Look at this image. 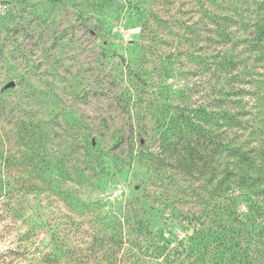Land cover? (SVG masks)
<instances>
[{
    "label": "rangeland",
    "instance_id": "1",
    "mask_svg": "<svg viewBox=\"0 0 264 264\" xmlns=\"http://www.w3.org/2000/svg\"><path fill=\"white\" fill-rule=\"evenodd\" d=\"M240 152L263 170L264 0H0V264H241Z\"/></svg>",
    "mask_w": 264,
    "mask_h": 264
},
{
    "label": "trees",
    "instance_id": "2",
    "mask_svg": "<svg viewBox=\"0 0 264 264\" xmlns=\"http://www.w3.org/2000/svg\"><path fill=\"white\" fill-rule=\"evenodd\" d=\"M239 154L241 158L237 160L235 167L237 170L245 168L255 169L258 172V165L255 164L252 158L247 157L245 152H240ZM223 182L226 193L224 196L227 203L222 207L226 223L222 225L221 229L227 232L230 238L235 240V245L239 249L237 253L238 262L241 260V264H264V249L259 250V247H257L258 243H264V200L252 201L251 195L249 196L246 193L248 189H253L260 184H264V167L261 172L254 175L245 171L242 174L235 173L227 168ZM262 192L264 193V191ZM252 194L255 195V193ZM242 202H244V209H237V205L242 204ZM127 220L128 218L123 215L125 224H127ZM261 237H263V241H259ZM109 244H116L122 248V246L130 244V242L120 240ZM55 245L62 253L68 254L70 252V248L67 247L66 243H62L61 240H57ZM123 248L126 249V247ZM128 258V262L132 264H150V260L145 261L132 253L128 254ZM121 262L124 263V260H121Z\"/></svg>",
    "mask_w": 264,
    "mask_h": 264
},
{
    "label": "built area",
    "instance_id": "3",
    "mask_svg": "<svg viewBox=\"0 0 264 264\" xmlns=\"http://www.w3.org/2000/svg\"><path fill=\"white\" fill-rule=\"evenodd\" d=\"M117 193L116 192H114V195L113 196H115Z\"/></svg>",
    "mask_w": 264,
    "mask_h": 264
}]
</instances>
